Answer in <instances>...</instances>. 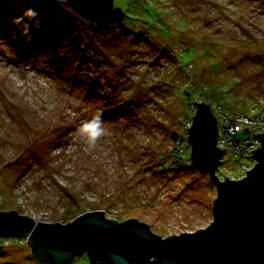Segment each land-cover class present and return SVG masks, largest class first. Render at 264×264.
Here are the masks:
<instances>
[{
	"label": "rangeland",
	"instance_id": "1",
	"mask_svg": "<svg viewBox=\"0 0 264 264\" xmlns=\"http://www.w3.org/2000/svg\"><path fill=\"white\" fill-rule=\"evenodd\" d=\"M27 3L41 20L31 42L11 39L18 9L0 6L19 50L0 63V211L67 223L102 209L164 238L207 227L218 190L190 164L186 125L205 100L248 116L247 136L264 129V0H114L127 13L109 26L67 0ZM97 114L105 131L89 144L76 129ZM234 156L223 181L255 163ZM27 240L1 239L0 264H43Z\"/></svg>",
	"mask_w": 264,
	"mask_h": 264
},
{
	"label": "water",
	"instance_id": "2",
	"mask_svg": "<svg viewBox=\"0 0 264 264\" xmlns=\"http://www.w3.org/2000/svg\"><path fill=\"white\" fill-rule=\"evenodd\" d=\"M83 17L101 25L122 23L123 8L114 0H67ZM188 127L191 165L206 172L218 196L213 221L194 232L162 237L135 217L109 219L90 210L67 223L37 221L15 209L0 211V240L28 239L31 251L45 264H66L87 255L90 264H264V131L250 152L256 160L241 179L221 180L216 172L225 148L217 146L218 120L211 105L198 102ZM189 157V158H190Z\"/></svg>",
	"mask_w": 264,
	"mask_h": 264
},
{
	"label": "clouds",
	"instance_id": "3",
	"mask_svg": "<svg viewBox=\"0 0 264 264\" xmlns=\"http://www.w3.org/2000/svg\"><path fill=\"white\" fill-rule=\"evenodd\" d=\"M4 4L18 9V14L10 19L11 27L8 32L11 39L23 38L25 42H31L35 31L41 27L40 12L35 7L28 6L27 0H0V6ZM18 55L19 50L0 35V63H7ZM104 131V121L99 114L83 121L76 129L77 134L89 144L95 143Z\"/></svg>",
	"mask_w": 264,
	"mask_h": 264
},
{
	"label": "built area",
	"instance_id": "4",
	"mask_svg": "<svg viewBox=\"0 0 264 264\" xmlns=\"http://www.w3.org/2000/svg\"><path fill=\"white\" fill-rule=\"evenodd\" d=\"M205 103H208L204 100ZM211 105L212 111L214 115L216 116L218 120V139H217V146L219 148H225L226 151L233 150V153L235 154V158H240V156L248 155L250 154L249 158H254V156L251 154L252 149H256L259 145L258 143L261 142L264 138H261V140H258V137L256 135L253 136H247L246 134V128H248L247 124L244 125V123H249V120H251L248 116L244 115L243 117H233L228 116L220 111H217L213 104L209 103ZM197 109V104H196ZM195 109V112H196ZM224 114V115H222ZM224 118V119H222ZM193 123V118L191 117V120L187 123L186 127L191 126ZM187 127V131H188ZM255 128V133L263 132L264 129H258L256 126H253ZM243 129V130H242ZM189 134V133H187ZM246 148H248L246 150ZM226 151H224L226 153ZM242 152V153H241ZM255 160V159H254ZM256 161V160H255ZM255 164V163H254ZM247 167V170L251 169L254 165L250 166L247 164H244V167Z\"/></svg>",
	"mask_w": 264,
	"mask_h": 264
},
{
	"label": "trees",
	"instance_id": "5",
	"mask_svg": "<svg viewBox=\"0 0 264 264\" xmlns=\"http://www.w3.org/2000/svg\"><path fill=\"white\" fill-rule=\"evenodd\" d=\"M125 11V10H124ZM126 12V11H125ZM127 13V12H126ZM264 137V136H263ZM212 180V179H211ZM88 257V256H87ZM88 260H89V258H88ZM42 262V261H41ZM43 263V262H42ZM43 264H45V263H43ZM87 264H90V262H88Z\"/></svg>",
	"mask_w": 264,
	"mask_h": 264
},
{
	"label": "bare ground",
	"instance_id": "6",
	"mask_svg": "<svg viewBox=\"0 0 264 264\" xmlns=\"http://www.w3.org/2000/svg\"><path fill=\"white\" fill-rule=\"evenodd\" d=\"M255 163H256V161H255ZM255 165V164H254Z\"/></svg>",
	"mask_w": 264,
	"mask_h": 264
}]
</instances>
